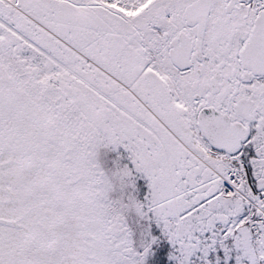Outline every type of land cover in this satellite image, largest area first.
<instances>
[{"label": "snow or ice", "instance_id": "1", "mask_svg": "<svg viewBox=\"0 0 264 264\" xmlns=\"http://www.w3.org/2000/svg\"><path fill=\"white\" fill-rule=\"evenodd\" d=\"M0 264H264V0H0Z\"/></svg>", "mask_w": 264, "mask_h": 264}]
</instances>
